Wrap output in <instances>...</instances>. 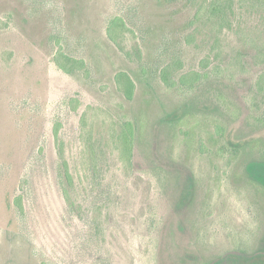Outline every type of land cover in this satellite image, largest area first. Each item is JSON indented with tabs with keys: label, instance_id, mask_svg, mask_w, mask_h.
<instances>
[{
	"label": "rangeland",
	"instance_id": "rangeland-1",
	"mask_svg": "<svg viewBox=\"0 0 264 264\" xmlns=\"http://www.w3.org/2000/svg\"><path fill=\"white\" fill-rule=\"evenodd\" d=\"M0 264H264V0H0Z\"/></svg>",
	"mask_w": 264,
	"mask_h": 264
},
{
	"label": "trees",
	"instance_id": "trees-1",
	"mask_svg": "<svg viewBox=\"0 0 264 264\" xmlns=\"http://www.w3.org/2000/svg\"><path fill=\"white\" fill-rule=\"evenodd\" d=\"M131 135H132V133H129L130 140H131ZM67 176L70 177L68 172H67Z\"/></svg>",
	"mask_w": 264,
	"mask_h": 264
}]
</instances>
